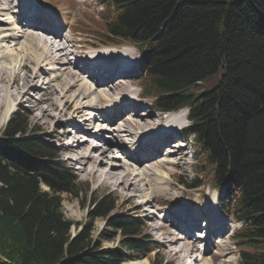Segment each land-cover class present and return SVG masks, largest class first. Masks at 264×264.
Here are the masks:
<instances>
[{
    "label": "trees",
    "instance_id": "1",
    "mask_svg": "<svg viewBox=\"0 0 264 264\" xmlns=\"http://www.w3.org/2000/svg\"><path fill=\"white\" fill-rule=\"evenodd\" d=\"M96 2L106 26L100 40L142 48L144 96L165 112L189 109L184 133L204 153L200 177L210 166L208 182L227 195L223 209L242 223L234 233L239 264H264V0ZM220 70L218 84L201 89ZM27 125L17 112L0 136V264H125L148 257L157 243L142 218L110 217L109 196L90 217H106L121 233L120 246L106 247L90 224L72 236L61 194H77V177L57 147Z\"/></svg>",
    "mask_w": 264,
    "mask_h": 264
},
{
    "label": "bare ground",
    "instance_id": "2",
    "mask_svg": "<svg viewBox=\"0 0 264 264\" xmlns=\"http://www.w3.org/2000/svg\"><path fill=\"white\" fill-rule=\"evenodd\" d=\"M17 1L0 0V42L8 41L17 44V41L19 45L21 44V52L9 46L6 48L0 46V108L3 109L0 125L10 115L13 106L10 103L12 95L17 94V97H13L31 101L36 98L33 91H38L41 97L32 101L35 107L41 109L38 119L49 117L54 120L56 126L65 128L62 133L58 132L61 137L68 139L74 131H87V127H92L101 120L107 123V126L100 127L98 131L102 133L107 130L110 136L99 135L96 141H91L90 139L95 140L92 137L85 140L79 138L63 144L66 152L72 155L68 159L76 161L81 166L80 172L85 174L84 177L100 180L99 186L112 187L113 192L121 194L125 200L138 198V193L142 191L141 182L144 180L149 189L147 203L150 199L157 201L158 197L171 193L174 188L170 183L172 177L164 171L165 167L175 166L185 171L188 165L184 153L185 147L182 148L181 143L177 144L179 142L177 138L181 132L179 127L187 119L186 111L180 109L166 112L165 119L161 120V114L142 106L138 98L135 99L139 94L136 96L131 94L127 85L131 83V76L136 75L139 68L130 72L127 67L131 65L124 64V62H135L139 66L138 61L135 60L134 55L137 52L134 49L127 46H121V50L114 49V46V48L112 46L95 48L101 43L89 41L94 48L89 56L97 58L103 63L101 66L107 70L97 73L81 62L88 57L81 51L86 47L84 45L88 44L87 39H80L83 45L77 46V40L68 30L65 34L67 32L65 27L68 25L69 28L72 20L68 12L56 13L62 21V26L56 29L52 20L45 18L43 23L41 11L31 14V8L25 7L23 2L20 7ZM22 19L29 22L26 29L21 24ZM36 30L41 31L40 35ZM72 56L75 57V61L82 63L84 70L74 69L75 63L71 61ZM4 61L6 63L2 65ZM42 77L48 79L46 82L42 81V84L45 83L48 89H52L51 96H45L48 93L44 94L43 87L39 84ZM43 103L48 104L46 109L41 107ZM76 119L81 122L77 124ZM55 132L53 129L52 133L55 134ZM131 144H136L138 149L132 148L129 151ZM114 148H118V151L122 153L110 160L108 154L111 150L115 152ZM166 150H168V158L159 159L158 164V161L156 162L158 156ZM175 156L180 157L173 159ZM121 170L124 172L120 173ZM175 190L173 193L185 192L178 188ZM214 198V204H207L200 209L192 211L185 207L179 210L178 216L182 218L178 222L173 221L172 226L166 224L167 216L155 215L156 218H160V223L154 226L155 229L162 233L164 242L179 246L175 251L176 254L183 253L184 257H190L191 253L202 250L205 255L211 252L212 246L222 242L218 240L219 242L215 244L217 236L213 237L214 233L224 237V234L229 232L227 215H220L223 210L217 194ZM183 206L185 205L180 207ZM191 215L200 216L202 226L208 223V233L203 230L198 238L204 242L203 248L192 240V228L189 226L195 218L187 220V217ZM183 227L185 230L181 229ZM215 253L220 257L219 264L230 261L223 251L217 250ZM214 257L215 255L209 260L203 256L202 259L205 264H211V259ZM196 262L195 260L194 264ZM129 264H149V260L141 258L132 260Z\"/></svg>",
    "mask_w": 264,
    "mask_h": 264
},
{
    "label": "rangeland",
    "instance_id": "3",
    "mask_svg": "<svg viewBox=\"0 0 264 264\" xmlns=\"http://www.w3.org/2000/svg\"><path fill=\"white\" fill-rule=\"evenodd\" d=\"M39 1L42 3L50 4L49 5L50 8H48L49 6H47V8L49 10L50 9L55 10L56 13L68 12L69 17L72 20L69 28L68 25L65 27V31L68 30L72 34V36L77 40L78 42V43L76 42L77 46H79V44L83 45L80 39L83 38L87 39L89 45L85 44L84 46H86L87 48L85 47L81 49L84 55H90V53L94 50V48L91 47L90 45L91 42L89 41H96L98 43H101L99 46L95 48H102L103 46H112V48L115 47L114 49L116 50L118 49L121 50V46H127L132 50L134 49L137 52V54H135L134 56L136 58L135 60L138 61L139 66L137 67L139 68L140 71L136 75L131 76L132 81L131 83H129L130 86L127 85V87L130 91L132 90L134 96H136L139 93V96L135 97V99L138 98L137 100L142 103V106L149 107L152 111L161 114V120L165 119L164 112L155 108L152 99L145 98L143 96L144 84L142 83V79L140 78L142 65H143V58L142 55L139 53V50H142V48H139L138 46L132 43H125V42L119 45H115L113 47V45L111 44L106 45L107 43L103 44L102 41H100L101 39L100 34L102 33V31L105 32L106 26L101 20V17L99 15L100 8L95 0H39ZM43 19H45L44 16H42L41 19L44 23ZM28 23L29 22L26 19L21 20V24L24 29L28 27ZM68 31L65 32V34L68 33ZM16 43L18 44L17 41ZM17 44H15V42L10 43L8 41L0 42V46H3V48L9 46V48H15V50L21 52L20 49L21 44L20 45ZM71 61L72 63H75L74 69L81 71L84 70L83 69L84 67L80 65L82 63L75 61L74 56L71 57ZM4 63L6 62L5 61L2 62V65ZM86 70L89 71L88 69ZM24 72L25 71H23V73ZM220 78H222V70H220L216 75H213L210 79L205 81L202 84V86H200L201 89L211 90L218 84ZM47 80H48L47 78L42 77V79H40L39 81L40 82L39 84L42 85L44 94L48 93L45 96H51L52 89L51 88L48 89L45 83L42 84V81L46 82ZM12 91H14V89ZM33 95L36 98L41 97L38 91H33ZM13 96L17 97L18 95L14 94L11 97L10 103L11 105H13L12 109L14 110L11 116L17 112L21 113L25 117V120L27 121L29 132L36 131L35 133H37V136H42L44 139L53 143L57 147L56 150L59 160L61 162H64L67 167L71 168L74 171L73 172L74 175L77 177V188H76L77 194H70L66 192L61 194L62 212L64 216L73 223L71 227L72 236H75L78 230H80L83 225L90 224V226L93 228L92 235H94V237L98 239H101L106 247L117 248L120 246L122 239L121 233L120 231L113 228L111 223L106 220V217H97L95 219H91L90 217V213L96 207L97 201L104 196H109L111 197V199H113L115 205L114 209L110 213V217L119 214L134 215L141 217L144 225H146L145 231L149 233L153 241L157 243V246L155 248H151L148 257L144 256L146 259L149 260V264L150 261L153 260L154 258H160V259L162 258L164 262L168 264H194L195 260L197 261L196 264H205L204 259H202V257L205 256L210 260V258L214 255L215 257L211 259V264H219L220 257L217 256L215 253L217 250L223 251V253L226 254L225 256L230 259V261L226 262L225 264H239V247L236 245V241L233 238V234L235 230H237L240 227V223L235 222L233 218L228 215L227 218L229 221V226H228L229 232L227 234H224V237H220L221 236L220 234L216 235V233H214L213 237L217 236L215 244L217 243L218 240H222V242L218 243L215 246H212L211 252L206 253L205 255L203 254L202 250L201 251L197 250L191 253L192 256L190 255V257H184L185 254L183 253L176 254L175 251L178 250L179 246H174L168 242H164L162 233L157 231L154 227L158 223H160V218L159 219L158 217L156 218L155 215L159 217L167 216L168 222L166 224H170L172 226L173 221L178 222L179 219L182 218L178 216L179 210L181 211V209L186 207L187 209L194 211L197 208L200 209L201 207L206 206L207 204L210 205L214 204L215 202L214 197L216 194L219 203L221 202L224 196L225 198L227 196L226 192L215 189L212 186V184L208 182L207 180L209 177L208 173H210L211 170L210 166H206L207 169L209 170L208 173H205L203 176L200 177L199 165L204 160V153L196 145L194 139H192L193 138L192 136H185L183 135V132L182 134L180 132V135L177 138L179 141L177 144L183 143L185 145L184 153L186 154L185 158L188 162V165L186 167L187 170L183 171L175 166L165 167L164 171H167L172 177L170 179V183L172 184V186H174V188L171 190V193H167L165 196L163 195L164 197H158L157 201L154 199H150L149 203H147L146 200L149 194V189L147 187L146 181L144 180L141 182L142 191L138 193V198L136 197L135 199L132 200H125L124 197L121 196V194L114 193L112 187L99 186L100 180H94L92 178L88 179L84 177L85 174L80 172L81 166L76 161L68 159V157L72 155L67 153L64 148V145L66 144L67 141L76 140L79 138L85 140L91 137L95 139V140L90 139L91 141H96L99 135H103L106 137L110 136L109 131L107 130L102 131V133L101 131L100 132L98 131L100 127L104 128L105 126H107V123L102 122L101 120V122H96L94 126L87 127V131L86 130L83 132L74 131L73 135H71L68 139H66L65 137L59 136L58 134V132L62 133L63 130H65V128H63L60 125L56 126L54 124V120H52L49 117H44L43 119L40 120L38 119V116L41 115V109L35 107L34 102H32L36 98L31 99V101H23L21 97L16 98ZM41 105L43 109H46L48 107V104L46 103H43ZM184 110L186 111L187 114L188 110L186 108H184ZM2 115H3V109L0 108V120L3 117ZM128 117L129 115L127 116V118ZM6 121L7 120H5L0 125V136L2 135L3 130L6 126L7 123ZM75 121L76 123L81 122V120L79 119L78 120L76 119ZM188 124H189V120L187 119L184 121L183 127H186ZM53 129L54 132L57 131V133L55 132V134H53L52 133ZM113 150H115V152H112L111 150V153L108 154L110 160L114 159L115 155H121L122 153L118 151V148H114ZM167 151L168 150L164 151L161 155H159L160 157L158 156L156 162L159 159L168 158ZM175 157L173 159H178L180 156H175ZM122 172L124 171L121 170L120 173ZM198 179L199 181H202L200 186L195 188L189 187L192 184L198 185L199 183ZM42 187L44 188V190H49V187L46 185H42ZM175 188H178L185 192L173 193L174 191H176ZM188 203H193L195 207L188 205ZM181 205H185V206L180 207ZM199 217L200 216H198V218L195 219L197 222L200 221ZM194 218L195 216L191 215L187 217V220L188 221L194 220ZM193 224H195V222H193ZM181 229L185 230L184 227ZM196 230L197 229L191 231L192 240H194L201 248H203L204 242H202L201 239L199 240L195 238V234H196L195 232H197ZM196 235L199 234L197 233Z\"/></svg>",
    "mask_w": 264,
    "mask_h": 264
}]
</instances>
